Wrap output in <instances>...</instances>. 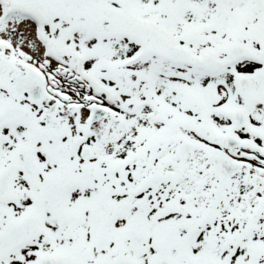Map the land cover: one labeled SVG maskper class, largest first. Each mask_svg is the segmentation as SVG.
<instances>
[{"label": "snow or ice", "instance_id": "6c2138e0", "mask_svg": "<svg viewBox=\"0 0 264 264\" xmlns=\"http://www.w3.org/2000/svg\"><path fill=\"white\" fill-rule=\"evenodd\" d=\"M0 264H264V0H0Z\"/></svg>", "mask_w": 264, "mask_h": 264}]
</instances>
